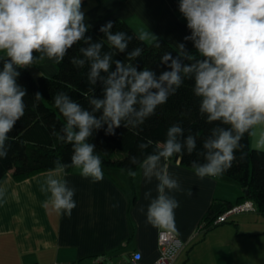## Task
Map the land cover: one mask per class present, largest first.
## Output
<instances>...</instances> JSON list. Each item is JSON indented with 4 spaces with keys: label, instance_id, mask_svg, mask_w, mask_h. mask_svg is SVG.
Here are the masks:
<instances>
[{
    "label": "clouds",
    "instance_id": "9594fccd",
    "mask_svg": "<svg viewBox=\"0 0 264 264\" xmlns=\"http://www.w3.org/2000/svg\"><path fill=\"white\" fill-rule=\"evenodd\" d=\"M179 11L190 30L184 39L193 43L201 59L184 63L192 57L173 58L166 53L160 62L170 70L157 76L151 69L137 70L134 65L113 60L112 52L102 54L103 43L86 36L82 0H0V53L6 55V59L0 58V159L7 157L8 134L25 113L26 90L17 84V68L30 67L37 58L60 62L74 44L84 41L87 46L79 50L82 58H73L71 63L77 67L88 63L89 84L94 91L99 82L103 90V98L93 95L89 99L91 110L66 93L53 97L66 119L59 139L72 145V155L71 164L56 161L44 176L40 191L47 196L46 207L51 204L56 211L71 216L76 207L75 189L65 179L66 169H76L94 182L104 176L95 145L88 142L93 132L104 128L106 135H114L122 122L124 127H138L176 93L185 79L194 82L192 90L200 98L199 112L206 122H219L197 153L204 162L192 161L197 177L216 176L230 168L240 141L246 133L255 134L251 130L257 126L262 130L256 147L264 148V0H179ZM112 28L113 22L108 21L99 30L111 48L126 52L132 38L124 32H112ZM148 38L149 33L138 37L141 41ZM179 47L186 53L184 44ZM141 52L137 47L128 56L137 58ZM113 64L115 70L110 71ZM39 97L36 93L35 98ZM97 112L101 115H95ZM152 143L148 140L138 147L146 150ZM185 151L189 155L197 151V138L185 136L184 129L174 124L168 128L165 141L139 163L147 181H158L155 198L145 193L150 199L146 220L154 226L176 231L179 202L169 193L182 189L161 160ZM137 162L135 156L130 160L134 165ZM129 174L137 175L131 169ZM5 195L6 189L0 187V203L6 202Z\"/></svg>",
    "mask_w": 264,
    "mask_h": 264
},
{
    "label": "crops",
    "instance_id": "0c3cea01",
    "mask_svg": "<svg viewBox=\"0 0 264 264\" xmlns=\"http://www.w3.org/2000/svg\"><path fill=\"white\" fill-rule=\"evenodd\" d=\"M82 11L88 27L121 18L139 36L149 33L147 42L159 37L180 53H185L180 44L186 53L195 50L184 39L190 30L179 11V0H82ZM55 61L37 58L30 70L54 75ZM261 130L260 126L251 130L255 133L249 138L252 148H257ZM161 164L167 165L182 189L169 193L179 202L176 231L147 222L150 199L145 193L155 198L158 181H147L140 167L134 177L111 169L98 182L82 177L76 169L66 170L65 179L75 189L71 216L51 204L45 206L47 196L40 184L49 170L20 179L12 171L5 173L0 178V187L6 189V202L0 203V264L85 262L100 257L104 260L99 264H128L134 254L139 255L134 264H152L161 230L173 232L183 242L172 264H264V215L259 212H242L230 224L203 229L204 216L215 200L235 202L243 193L234 180L222 174L201 179L193 167L172 158L162 159Z\"/></svg>",
    "mask_w": 264,
    "mask_h": 264
},
{
    "label": "trees",
    "instance_id": "16d2710c",
    "mask_svg": "<svg viewBox=\"0 0 264 264\" xmlns=\"http://www.w3.org/2000/svg\"><path fill=\"white\" fill-rule=\"evenodd\" d=\"M108 21L113 22L112 32H124L132 38L126 52L120 53L115 48H111L104 34L100 32L101 26ZM86 36H90L93 42L103 43L102 54L112 52L113 60L134 65L137 70L151 69L157 76L163 71L170 70L160 62L161 57L166 53H170L173 58L184 55L192 57V61L184 59V63L201 59L195 50L180 53L163 38L157 37L151 42L141 41L134 29L121 18H112L88 27ZM86 46L84 41L74 44L62 61H55L56 73L51 76L33 75L30 67L17 68L20 73L17 84L26 90L24 97L26 107L23 117L8 134L9 151L6 158L0 159V178L9 171L19 179L24 178L53 169L56 161L71 164L72 145L59 139L66 119L55 106L53 97L58 92L66 93L88 110H91L89 99L93 95L103 98L101 84L98 82L93 91V86L88 82L89 64L85 63L83 67H77L71 63L73 58H82L79 50ZM137 47L142 49L141 55L130 59L128 53ZM0 58L6 59V55L0 54ZM2 67L3 60L0 59V70ZM114 70L115 64L110 71ZM102 75L106 74L102 73ZM193 85L192 80L185 79L176 93L171 95L166 103L158 106L155 113L136 128L124 127L122 122V126L115 129L114 135H106L104 128L95 130L88 142L95 145V153L102 161L103 173L110 175L111 169L123 170L128 174L130 169L136 171L145 156L152 153L157 144L165 141L168 128L174 124H179L184 129L185 136L191 134L197 138V151L191 155L185 151L174 154L171 158L188 167H192L194 160L203 163V156L197 153L202 151L203 141L219 122L209 124L206 122V117L200 114V98L194 95ZM36 93L40 94L39 98H35ZM95 115L99 116L101 113L97 112ZM249 138L250 134L246 133L240 141L241 147L235 151V159L231 167L221 173L234 180L243 193L235 202L215 200L204 216V230L214 226L212 223L218 215L245 200H251L256 206V211L264 215V149L252 148ZM148 140L153 142L152 145L146 150H141L138 145ZM133 156L138 161L135 165L130 163ZM69 169L71 167L66 170ZM99 259L104 260L102 257Z\"/></svg>",
    "mask_w": 264,
    "mask_h": 264
},
{
    "label": "built area",
    "instance_id": "2783aa9c",
    "mask_svg": "<svg viewBox=\"0 0 264 264\" xmlns=\"http://www.w3.org/2000/svg\"><path fill=\"white\" fill-rule=\"evenodd\" d=\"M247 211H256V206L251 200H245L239 204L233 205L232 207L228 208L226 211L218 215L212 224L215 225L226 222L228 218ZM157 245H158V254L152 264H172L176 259L178 253L180 252L183 246V242L173 232L169 230H161L158 232ZM138 257H139L138 254H134L133 258L128 264H134L135 260H137ZM100 261L101 260L99 258H96L83 263L77 261L76 262L53 261L48 263H34V264H99ZM115 264H125V263L117 262Z\"/></svg>",
    "mask_w": 264,
    "mask_h": 264
},
{
    "label": "rangeland",
    "instance_id": "374dc122",
    "mask_svg": "<svg viewBox=\"0 0 264 264\" xmlns=\"http://www.w3.org/2000/svg\"><path fill=\"white\" fill-rule=\"evenodd\" d=\"M3 55H5V54H3ZM31 72H32L33 75H37L36 72H35L33 69H31ZM124 180H125V179H124ZM252 212H254V211H252ZM237 215H238V214H237ZM237 215H234V216L228 218V220H227L225 223H222V224H220V225H218V226H216V227H219V226H222V225H226V224H230V220L233 219V218H235ZM239 216H240V215H239ZM262 218H264V217H262Z\"/></svg>",
    "mask_w": 264,
    "mask_h": 264
}]
</instances>
